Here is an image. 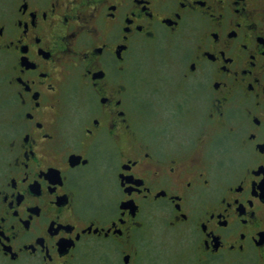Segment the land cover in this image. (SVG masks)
<instances>
[{
	"label": "flooded vegetation",
	"instance_id": "flooded-vegetation-1",
	"mask_svg": "<svg viewBox=\"0 0 264 264\" xmlns=\"http://www.w3.org/2000/svg\"><path fill=\"white\" fill-rule=\"evenodd\" d=\"M0 110V264H264V0H0Z\"/></svg>",
	"mask_w": 264,
	"mask_h": 264
},
{
	"label": "rangeland",
	"instance_id": "rangeland-1",
	"mask_svg": "<svg viewBox=\"0 0 264 264\" xmlns=\"http://www.w3.org/2000/svg\"><path fill=\"white\" fill-rule=\"evenodd\" d=\"M146 58H144V60L145 59H151L152 57L150 56V55H147V56H145ZM154 58V57H153ZM2 117H3V114H2V111L0 110V142H1V139H2V136H1V131H2V129H1V120H2Z\"/></svg>",
	"mask_w": 264,
	"mask_h": 264
}]
</instances>
